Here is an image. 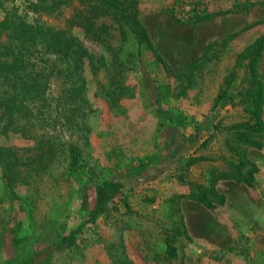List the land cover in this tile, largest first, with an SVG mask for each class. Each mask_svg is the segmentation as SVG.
<instances>
[{"label":"rangeland","instance_id":"obj_1","mask_svg":"<svg viewBox=\"0 0 264 264\" xmlns=\"http://www.w3.org/2000/svg\"><path fill=\"white\" fill-rule=\"evenodd\" d=\"M137 1L151 49L135 60L134 38L124 46L118 25L103 19L111 51L94 46L82 78L68 79L70 65L56 57L33 69L31 61L33 72L56 70L46 80L49 106L27 117L0 111V264H264V148L235 147L234 155L227 131L245 121L236 99L248 88L245 69L233 103L216 108L238 56L264 34L256 26L264 0ZM36 2L0 0V78L18 52L3 31L8 15L62 34L80 8L49 17L31 10ZM74 36L86 43L82 32ZM259 71L264 82V57ZM22 76L11 75L18 89ZM242 157L259 170L255 188L219 182L227 203L214 211L187 198L208 172ZM201 158L218 162L189 165ZM182 196L172 216L167 201ZM176 228L186 235L179 260L167 261L156 247Z\"/></svg>","mask_w":264,"mask_h":264},{"label":"trees","instance_id":"obj_2","mask_svg":"<svg viewBox=\"0 0 264 264\" xmlns=\"http://www.w3.org/2000/svg\"><path fill=\"white\" fill-rule=\"evenodd\" d=\"M74 4L79 5L80 8L76 9L73 16L66 20L67 31L62 34H54L44 26H29L16 16L8 15L6 17L3 31L9 33L12 39L17 42L18 52L13 55L14 61L9 73L4 78H0V111L3 115L20 114L27 117L29 114L33 115L35 111L49 106L46 99L48 87L46 80L58 76L55 75L56 70L50 71L43 67V64L39 70L33 72L32 69L37 66L36 61L41 62L46 57H56L57 60L68 63L70 65L67 71L68 79L75 81L77 75L81 78L83 76L81 71L84 67L83 62L86 61L84 57L89 60L90 54L97 52L94 46H100L111 51V27L107 25L98 26V22L103 19H110L118 25L124 46L129 43L130 36L134 38L139 46V53L134 55L135 60L140 57L143 48L151 49L153 47L150 34L140 20L137 0H37L30 8L36 14L50 17L58 16L63 9H68ZM219 16L222 14L215 15V17ZM202 20H210V18ZM261 25H264V22L256 26ZM75 31L83 33L86 43H89L88 46L74 36ZM263 57L264 34L238 56L236 66L230 75V81L224 92L216 100V108L226 105L228 102L233 103L230 90L237 87L239 72L245 69L249 76L247 79L248 88L238 93L236 97V99L239 98V104L244 109L245 121L227 129L230 135L229 146L234 155H237L235 147L258 150L264 148V82L259 71ZM90 60L89 67L92 70H97L94 59L91 58ZM31 61H35L33 67ZM99 62L104 67L106 58L101 55ZM161 64L163 61L158 58L152 64L151 72L158 71ZM61 73L59 71V74ZM18 74L23 75L20 77L23 84L20 89L17 88V85L12 84L13 78L11 77V75L16 77ZM111 80L113 79L111 78ZM73 88L71 92L76 91L75 87ZM31 101L38 107L33 110L30 109L26 103ZM219 130L217 127L216 132ZM201 161L218 162L201 158L192 161L189 165ZM20 163V158L15 156L14 166ZM225 164L227 170L221 172L212 170L206 174L203 185H192V192L187 198L210 211H214L218 207H224L227 203L226 198L217 192L216 187L219 182L233 181L251 189L256 187L255 177L259 170L247 158L242 157L238 162L225 161ZM184 198L186 197L182 196L179 199L172 198L167 201L172 216L176 212H180L179 200ZM185 235L177 228L165 231L163 240L157 244L156 255L164 257L167 261H178L179 254L176 244ZM71 240L74 242V238ZM119 264L127 263L123 261Z\"/></svg>","mask_w":264,"mask_h":264},{"label":"crops","instance_id":"obj_3","mask_svg":"<svg viewBox=\"0 0 264 264\" xmlns=\"http://www.w3.org/2000/svg\"><path fill=\"white\" fill-rule=\"evenodd\" d=\"M263 118H264V108H263Z\"/></svg>","mask_w":264,"mask_h":264}]
</instances>
